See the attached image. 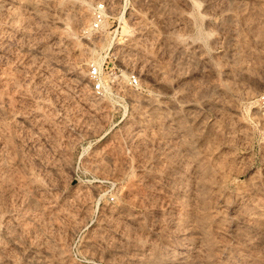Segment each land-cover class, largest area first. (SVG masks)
Here are the masks:
<instances>
[{
	"label": "rangeland",
	"instance_id": "374dc122",
	"mask_svg": "<svg viewBox=\"0 0 264 264\" xmlns=\"http://www.w3.org/2000/svg\"><path fill=\"white\" fill-rule=\"evenodd\" d=\"M187 1L192 27L179 29V37L198 41L210 68L199 74L200 66L184 64L182 72L194 76L166 93L151 77L160 72L176 83L159 56L173 16L152 0H46L34 13L0 6V264H36L41 251L48 264H183L181 254L201 264H264V205L250 208L254 199L264 204V118L253 115L264 107V0L249 1L239 19L233 16V26L241 23L234 31L240 52L231 65L222 56L226 40L212 42L223 16L203 15L201 0ZM129 73L137 76L134 84ZM144 96L161 112H148ZM186 107L198 116L189 118ZM183 125L200 132L187 137ZM203 177L205 185L197 186ZM252 183L261 192L244 196ZM191 225L208 240L193 241ZM236 227L254 234L252 244L238 239ZM155 253L159 261L151 260Z\"/></svg>",
	"mask_w": 264,
	"mask_h": 264
},
{
	"label": "bare ground",
	"instance_id": "6f19581e",
	"mask_svg": "<svg viewBox=\"0 0 264 264\" xmlns=\"http://www.w3.org/2000/svg\"><path fill=\"white\" fill-rule=\"evenodd\" d=\"M45 1L46 0H40V3H37L36 1H30V0H0V6H3L2 8H4V6H5V8H7V7H11V6H16L17 8L19 7V6H22V7H24L26 10H29L30 12H32V13H34V12H37L38 10H39V7L40 6H42L44 3H45ZM140 2H141V0H139ZM149 1V0H148ZM154 3H155V5L157 4V6L159 7L160 6V9H164V10H167L166 11V13H170L171 14V16H173L172 18H173V23H172V25H171V23H170V25H171V32H167L166 34H164L162 37H163V40H162V38H161V40H162V43H160V44H163V46H161L162 47V52L161 53H159V56H160V59H162V65L164 66V69L166 70V73L168 72V73H170L171 75H172V77L173 76H175L174 78V80H176V81H174V82H176L174 85H173V83L171 82V81H169V80H171L170 78H169V80H166L165 79V77L164 78H161V73L160 72H158V73H155L152 77H151V83H152V85L154 84V85H156L155 87H160L161 88V90L160 91H162L163 93H166V92H169L170 90H172L174 87H179L180 85H181V83H183L184 82V80L186 79V80H188V77H190L191 75H193L194 76V74L195 73H189V74H184L183 72H182V70H181V68L183 67V65L184 64H186V63H188V64H190V63H192L193 65L192 66H195L196 67V65H198V66H200V67H198L196 70L198 71H200V72H198L199 74H201L202 72H204V70L203 69H205L206 67L207 68H210L209 66V62H211V61H209L208 62V59H209V57H206L205 55H204V51H203V49H202V47H201V45H200V43H198V41L196 42V41H193V40H189V39H187V40H182L179 36H180V34H179V29L180 30H183L184 32L185 31H188V30H190V28L192 27L191 26V18H190V16L189 15H185L184 14V8L186 7V5L188 4V1L187 0H152ZM250 1V2H249ZM252 1L253 0H201V4H202V8H201V12H202V14L203 15H208V14H211V13H218L219 15H221V16H223V18L222 19H220V23L217 25L218 27H217V30H216V37L213 39V43H215L216 44V42L217 43H219L221 40L223 41V40H226V50L224 51L225 53H224V55H222L223 56V58H224V60H225V63L227 62V61H230V60H232L233 59V57H234V54H236L237 53V51H238V48L236 47V45H235V35L236 34H239L240 32H236L235 31V29H236V25H240V24H235L234 26L231 24V22L233 21V16H234V18H238V17H236V16H239V15H242V12L244 11V9H246V7H247V3L249 2L250 3V5L252 6L253 4H255L254 2H253V4H251L252 3ZM257 1V0H256ZM260 2H262V0H260ZM150 3V2H149ZM257 3V2H256ZM263 3V2H262ZM154 5V4H153ZM256 5V4H255ZM4 8V9H5ZM15 8V7H14ZM99 9L101 10V11H103V12H105V10H104V8L100 5L99 6ZM159 9V10H160ZM252 10L254 9V7H252L251 8ZM257 9V8H256ZM41 10V9H40ZM41 12V11H40ZM163 12V11H162ZM165 13V12H164ZM166 13H165V15H166ZM168 13V14H169ZM167 14V15H168ZM249 14V13H248ZM257 14V13H256ZM84 16V15H83ZM169 16V15H168ZM239 19V18H238ZM241 19V18H240ZM242 19H244V18H242ZM244 21V20H243ZM165 22V21H164ZM172 22V21H171ZM245 22V21H244ZM247 22V21H246ZM168 23H169V21H168ZM233 23V22H232ZM250 23V22H249ZM166 24V23H165ZM193 24V23H192ZM242 24H244V23H242ZM170 25H168V26H170ZM210 25V24H209ZM207 26V25H206ZM237 26V27H238ZM170 28V27H169ZM224 28H226V35L224 36V34H222L223 33V30H224ZM240 28V27H239ZM152 29V28H151ZM254 29V28H253ZM255 30V29H254ZM162 31V30H161ZM168 31H170V30H168ZM234 31H235V33H234ZM183 32V33H184ZM244 35V34H243ZM237 36V35H236ZM223 37V38H222ZM212 45H214V44H212ZM159 47V46H158ZM215 51V50H214ZM238 52H240V50L238 51ZM160 54H162V55H160ZM216 55H218V54H216ZM215 55V56H216ZM158 56V57H159ZM156 57V56H155ZM213 58V57H212ZM210 60V59H209ZM212 60V59H211ZM234 60V59H233ZM228 64H229V62H227ZM227 63H226V65H227ZM194 64H196V65H194ZM212 64V63H211ZM232 64H234V62H232ZM212 65H214V64H212ZM229 65H231V64H229ZM228 65V66H229ZM185 67V66H184ZM184 67H183V69H184ZM163 69V68H162ZM163 69V70H164ZM229 69V68H228ZM165 70L163 71L164 73H165ZM193 70H195V69H193ZM206 70V69H205ZM187 71V70H186ZM216 71V70H215ZM227 71V67H225V69H224V72L225 73H229L228 71ZM162 72V71H161ZM196 72V71H195ZM209 72V71H208ZM164 73H162V74H164ZM165 73V74H166ZM203 74V73H202ZM170 75V76H171ZM242 75V74H241ZM166 76V75H165ZM200 76V75H199ZM198 76V77H199ZM192 77V76H191ZM196 77V76H195ZM194 77V78H195ZM197 77V78H198ZM200 78V77H199ZM190 80L192 79V78H189ZM196 80V79H195ZM153 85V86H154ZM185 85V84H184ZM182 87H184L183 86V84H182ZM215 87H213V89H214ZM213 89H209L211 92H213L214 90ZM177 90V89H176ZM180 90V89H179ZM219 91V90H218ZM221 91V90H220ZM215 92H217V91H215ZM162 93V94H163ZM181 93V92H180ZM226 92H224L223 94H225ZM222 93L220 94V95H223ZM180 95V94H179ZM219 95V94H218ZM218 95H216V96H218ZM219 95V96H220ZM145 97V96H144ZM182 97H183V95H182ZM224 97V96H223ZM146 98V97H145ZM217 98H219V97H217ZM221 98V97H220ZM164 99V98H163ZM221 99H223V98H221ZM167 100H168V98H167ZM215 100V99H214ZM218 100V99H217ZM152 101V100H151ZM149 99H145L144 100V102H145V105H147V108H149L148 109V112H149V110H150V107H151V109L153 108L154 110H156L157 112H158V110L160 109V107L159 106H157V107H159V109L156 107V106H153V101L151 102ZM163 101V100H162ZM219 101H220V99H219ZM224 101V100H223ZM222 101V102H223ZM164 102V101H163ZM210 102V101H209ZM214 102V101H213ZM169 103V102H168ZM173 103V102H172ZM211 104H212V102H210ZM216 103H218L216 100H215V103H214V105L216 104ZM157 104V103H156ZM156 104H154V105H156ZM221 104V103H220ZM220 104H218V105H220ZM223 104V103H222ZM191 105V104H190ZM189 105V107H191ZM144 106V105H143ZM165 106V105H164ZM172 107H174V108H176L175 107V105L173 106V105H171ZM216 106V105H215ZM163 106H162V104H161V108H162ZM189 107H186L185 108V111L186 110H188L187 108H189ZM219 107V106H218ZM146 108V107H145ZM155 108H157V109H155ZM170 108V107H169ZM179 108V107H178ZM152 109V110H153ZM190 109V108H189ZM193 109V108H192ZM151 110V111H152ZM153 110V111H154ZM161 110V109H160ZM163 110H165V109H163ZM174 110V109H173ZM173 110H171V111H173ZM177 110V109H176ZM200 110V109H199ZM156 111H154V112H156ZM175 111V110H174ZM179 111V110H178ZM190 111H192V113H190V114H193V115H191V116H189V118L190 117H192V116H196L197 114H198V111H197V109H193V110H191L190 109ZM193 111H195V112H197V114L195 115L194 114V112ZM156 112V113H157ZM159 112H161V111H159ZM158 112V113H159ZM176 112V111H175ZM153 113V112H152ZM155 113V114H156ZM169 113V112H168ZM180 114V113H179ZM189 113H188V115H190ZM148 115V114H147ZM160 117H161V115L160 114H158ZM157 114H156V117L158 116ZM167 114L165 113V116H166ZM186 115V114H185ZM253 115L255 116H257V117H261V119L262 118H264V107H255V108H253ZM158 116V117H159ZM175 116V117H174ZM181 116V115H180ZM198 116V115H197ZM154 117H155V115H154ZM162 117H164V116H162ZM162 117H161V119H162ZM173 117L174 118H176V113H175V115H173ZM149 118H153V116L152 117H150L149 116ZM148 118V119H149ZM189 118H186L188 121H189ZM164 119V118H163ZM169 119V118H168ZM171 119V118H170ZM173 119V118H172ZM183 119V118H182ZM193 119H196V117L195 118H191V120L193 121ZM201 119H203L204 120V118H201ZM201 119L200 120H198L197 119V121L198 122H202L201 121ZM166 120H167V117H166ZM147 121V120H146ZM176 121V120H175ZM179 121V120H178ZM197 121H196V123H197ZM164 122V121H163ZM190 122V121H189ZM150 123V122H149ZM188 123V122H187ZM161 124V123H160ZM177 124H178V126H177V128L179 127V126H181L182 124H180V123H178L177 122ZM162 125V124H161ZM175 125V124H174ZM185 125H186V122H185ZM190 125V124H189ZM188 125V126H189ZM193 125V124H192ZM188 126H185V127H188ZM191 126V125H190ZM194 126V125H193ZM197 126V125H196ZM165 127V126H164ZM169 127V126H168ZM198 127V126H197ZM203 127H204V124H203ZM176 128V129H177ZM180 128V127H179ZM178 128V129H179ZM182 128H184V125H183V127ZM181 128V129H182ZM196 128V127H195ZM199 128V127H198ZM202 128V127H201ZM200 128V129H201ZM205 128V127H204ZM185 129L186 128H184V130H182V131H184V132H186V133H184V132H182V133H184V134H186L187 135V137H188V135H190V134H188L189 133V131H191V130H189L188 131V133H187V131H185ZM192 130H195V129H192ZM145 131V130H144ZM172 131V130H171ZM170 131V132H171ZM174 131V130H173ZM172 131V132H173ZM198 131H199V129H198ZM198 131H191V133H193V132H198ZM200 132V131H199ZM175 133V132H174ZM179 133V132H178ZM195 134V133H194ZM177 135V134H176ZM178 135H180V133L178 134ZM178 135H177V137H178ZM185 135V136H186ZM141 136V135H140ZM181 135H180V140L182 141V139H181ZM186 137V138H187ZM190 137V136H189ZM165 138V137H164ZM196 138H198L197 136H196ZM200 138V137H199ZM189 139V138H188ZM187 139V140H188ZM169 140H171V141H173L174 139L173 138H169ZM186 140V141H187ZM191 140H193V139H191ZM190 140V141H191ZM198 140V139H197ZM184 141V140H183ZM195 141V140H194ZM177 142V141H176ZM188 143H189V140L187 141ZM192 142V141H191ZM169 143V142H168ZM180 143V142H179ZM182 143V142H181ZM175 144V143H174ZM193 144V143H192ZM186 147V146H185ZM164 148V147H163ZM183 148V147H182ZM178 149H179V147H178ZM177 149V150H178ZM184 149V148H183ZM187 149V148H186ZM164 150V149H163ZM192 150V149H191ZM174 151H176V150H174ZM189 151V150H188ZM162 152V151H161ZM195 152H197V151H195ZM177 153V152H176ZM179 153V152H178ZM182 153V152H181ZM163 154H164V152H163ZM162 154V155H163ZM191 154H192V152H191ZM160 155V154H159ZM167 155V154H166ZM186 155H188L187 153H186ZM161 156V155H160ZM190 156V155H189ZM184 158V157H183ZM189 158V157H188ZM195 159V158H194ZM200 160V159H199ZM195 161V160H194ZM190 162V161H189ZM199 162V161H198ZM192 165V164H191ZM196 165H198L197 163H196ZM204 167H205V165H203ZM196 167H198V166H195V168ZM212 167V166H211ZM146 168V167H145ZM153 168V167H152ZM199 168V167H198ZM203 168V167H202ZM201 169V168H200ZM207 169V168H206ZM214 169V168H213ZM144 170V169H143ZM142 170V171H143ZM199 169H196V172L198 171ZM203 170V169H202ZM215 170V169H214ZM213 170V171H214ZM200 171V170H199ZM180 172V171H179ZM196 172H195V174H196ZM204 172V171H203ZM198 173V172H197ZM200 173V172H199ZM198 173V174H199ZM144 174V173H143ZM151 174V173H150ZM149 174V175H150ZM198 174H196V175H194V176H197ZM202 174V173H201ZM200 174V175H201ZM149 175H147V176H149ZM176 175V174H175ZM184 175V174H183ZM205 175H209V174H205ZM199 176V175H198ZM143 177V176H142ZM200 177V176H199ZM198 177V178H199ZM206 177V176H205ZM205 177H203V178H201V182H203L202 180L203 179H205ZM176 178V177H175ZM180 178V177H179ZM182 178V177H181ZM143 179V178H142ZM183 179V178H182ZM181 179V180H182ZM193 179H195L196 180V178H193ZM210 179V178H209ZM206 180V179H205ZM141 181V180H140ZM175 181V180H174ZM178 181V180H177ZM194 181V180H193ZM200 181V180H199ZM225 181V180H224ZM197 182V181H196ZM196 182H193V183H196ZM199 183V185L197 184V186H200V184L201 185H203L204 184V182L203 183ZM208 182V181H207ZM211 184L212 183H215L214 181L213 182H210ZM210 183H206V185H210L211 186V184ZM220 183V182H219ZM196 184L194 185L193 184V186H196ZM218 184V183H217ZM205 185V184H204ZM213 185V184H212ZM220 185L222 186L223 184H221L220 183ZM217 187H218V185H216ZM226 186V185H225ZM262 186H264V185H262ZM211 187H214V185L213 186H211ZM211 187H209L208 188V186H206V189H209V190H207V191H209V192H207L208 194L209 193H211L210 191H214V190H210V189H212ZM217 187H215V189L217 188ZM223 187V186H222ZM200 188V187H199ZM219 188V187H218ZM217 188V189H218ZM241 188V187H240ZM195 188H193V190H194ZM217 189H216V191H217ZM239 188H237V190H238ZM243 189V188H242ZM261 189H263L264 190V187H262ZM260 189V187L258 186V185H256V184H254V183H252V184H250V185H248L247 186V188L246 189H243L242 190V194L244 195V194H247V193H260L261 190ZM191 190H192V188H191ZM196 190V189H195ZM195 190H194V192H195ZM203 190V189H202ZM205 190V189H204ZM219 191H220V188H219ZM222 191V190H221ZM224 191V190H223ZM193 192V193H194ZM234 192H235V189H234ZM238 192V194L239 193H241L240 192V190L239 191H237ZM237 192H236V194H237ZM204 193H206V192H204ZM214 193V192H213ZM262 193H263V191H262ZM197 194V193H196ZM195 194V196H193V197H196L197 195ZM200 194V193H199ZM207 194V195H208ZM193 195V194H192ZM248 195H250V194H248ZM247 195V196H248ZM255 195H257V194H255ZM190 196H191V194H190ZM220 196L222 197V195L220 194ZM234 196V195H233ZM245 196V195H244ZM244 196L242 197V196H237V197H240V200H241V198H244ZM258 196H259V194H258ZM257 196V197H258ZM198 197V196H197ZM219 197V196H218ZM228 197L229 196H227L225 199L227 200V202L229 201L228 200ZM231 197V196H230ZM252 198H253V195L251 196ZM251 197H247L248 199H251L252 200V198ZM256 197V198H257ZM262 197V196H261ZM260 197V198H261ZM263 197H264V195H263ZM262 197V198H263ZM191 198V200H193V198H192V196L190 197ZM261 198V199H262ZM196 199H198L199 201H200V199L199 198H196ZM206 199H208V198H206ZM233 199V198H232ZM231 199V200H232ZM234 199H235V197H234ZM237 199V198H236ZM247 199V200H248ZM198 200H196V201H198ZM221 200V199H220ZM219 200V201H220ZM237 200H239V199H237ZM236 200V201H237ZM240 200H239V202H240ZM245 200V199H244ZM243 199H242V201H244ZM259 200V199H258ZM258 200H256V199H254V200H252L253 202H251V207L250 208H252V207H259V205H264V204H262L261 202H259ZM264 200V199H263ZM194 201H195V199H194ZM209 201V200H208ZM212 202V201H211ZM226 202V201H225ZM190 203V202H189ZM205 203V202H204ZM221 203H223V201L221 202ZM195 203L193 202L191 205H194ZM203 204V203H202ZM219 204V203H218ZM243 204H245V203H243ZM179 205V204H178ZM198 205V204H197ZM225 205H227V204H225ZM224 205V206H225ZM248 205V204H247ZM190 206V205H189ZM196 206V205H195ZM200 206V205H199ZM199 206H196V207H194V208H196L197 210L198 209H200V208H198ZM246 206V205H245ZM220 207H222V206H219V208H217L216 206H215V209L217 208V209H219V210H221V208ZM203 209H205L204 208V206L202 207ZM210 208H212V207H210ZM235 208V207H234ZM240 208V207H239ZM246 208V207H245ZM245 208H243V209H245ZM261 208H263L264 209V207H261ZM189 209V207L187 208V210ZM190 209H191V207H190ZM195 209V210H196ZM213 209H214V207H213ZM233 209V208H232ZM231 209V210H232ZM236 209H237V207H236ZM236 209H234V211H236ZM247 209H249V207H247ZM247 209H245V210H242V212L243 213H250ZM196 210V211H197ZM211 210V209H210ZM228 210V209H227ZM257 210H259V209H257ZM261 210V209H260ZM180 211V210H179ZM198 211H200V210H198ZM204 211H207V210H204ZM208 211H209V209H208ZM241 211V210H240ZM248 211V212H247ZM262 211H264V210H262ZM193 212V211H192ZM217 212V211H216ZM215 212V213H216ZM222 212H224V211H222ZM189 213V212H188ZM187 213V214H188ZM195 214H196V212H194ZM214 212H212V213H210V215H212ZM214 213V214H215ZM230 213V212H229ZM259 213H262V212H259ZM264 213V212H263ZM181 214V213H180ZM186 214V213H185ZM186 214V215H187ZM199 214V213H198ZM198 214L197 215H195V216H198ZM201 214V213H200ZM199 214V215H200ZM213 214V215H214ZM217 214H218V212H217ZM234 214V213H233ZM232 213L230 214L231 216H234ZM237 214L238 215H241V214H239L238 213V211H237ZM253 214V213H252ZM207 215V214H206ZM219 215V214H218ZM238 215H236V216H238ZM178 216V215H177ZM182 216V215H181ZM228 216V215H227ZM242 216H243V214H242ZM240 217L241 219H243L244 220V217ZM251 216V213L249 214V216H247V217H250ZM128 217V216H127ZM130 217V216H129ZM186 217V216H185ZM192 217H194V216H192ZM204 217H205V215H204ZM212 217H215V216H212ZM216 217H217V215H216ZM215 217V218H216ZM219 217H221V216H219ZM222 217H224V216H222ZM239 217V216H238ZM124 218H125V216H124ZM207 218H209V217H207ZM246 218V217H245ZM251 218L253 219V220H255V219H258L259 217H257L256 215H252L251 216ZM138 219V218H137ZM204 219H206V217L204 218ZM211 219V218H210ZM214 219V218H213ZM229 219V218H228ZM231 219V218H230ZM247 219H250V218H247ZM252 219H250V221L252 220ZM127 221H129V219L127 218L126 219ZM132 220V219H131ZM130 220V221H131ZM138 220H140V219H138ZM174 220V219H173ZM193 221H195L194 220V218L192 219ZM208 219H206V221H207ZM212 220V219H211ZM186 221V220H185ZM184 221V222H185ZM190 221V220H189ZM193 221H191V222H193ZM196 221H197V219H196ZM194 222L195 223V225L197 224V222ZM220 221V220H219ZM242 221V220H241ZM240 221V222H241ZM244 221H248V220H244ZM257 221V220H256ZM263 221V220H262ZM134 222V221H133ZM221 222V221H220ZM239 222V223H240ZM243 222V221H242ZM241 222V223H242ZM252 222V221H251ZM251 222H249L250 224H251ZM136 224H137V221L135 222ZM134 223V225H136ZM141 223V222H140ZM186 224H187V221L185 222ZM184 223V224H185ZM234 223H236V221L234 222ZM245 223V222H244ZM139 224V223H138ZM177 224V223H176ZM184 224H183V226H184ZM186 224H185V228L187 227L186 226ZM200 224H202V223H200ZM199 223L197 224V225H200ZM212 224V223H211ZM221 224V223H220ZM222 224L224 225V223L222 222ZM227 224V223H226ZM249 224V225H250ZM178 225V224H177ZM188 225V224H187ZM194 225V224H193ZM196 225V226H197ZM212 225H215V224H212ZM235 225V224H234ZM245 225H246V223H245ZM174 226H175V224H174ZM195 226V227H196ZM203 226V225H202ZM204 226H206V225H204ZM203 226V227H204ZM210 226V225H209ZM216 226H217V224L215 225V226H213V228L215 227L216 228ZM237 226H239V225H237ZM241 226V225H240ZM239 226V227H240ZM264 226V225H263ZM176 227V226H175ZM192 227V225L190 226V228L189 229H192L191 228ZM208 227V226H207ZM207 227H205V228H207ZM218 227H221L220 225H218ZM217 227V228H218ZM233 227V226H232ZM242 227V226H241ZM245 228H246V230H247V226H244ZM250 227V226H249ZM252 227V226H251ZM178 228V227H177ZM181 229H182V225H181V227H180ZM198 228V227H197ZM200 228H201V226H200ZM204 228V229H205ZM210 228H211V226H210ZM222 228V227H221ZM229 228V227H228ZM237 228V234H239L240 233V231H239V229H238V227H236ZM253 228V227H252ZM219 229V228H218ZM243 229V228H242ZM250 229V228H249ZM254 229H255V226H254ZM257 229V228H256ZM206 230V229H205ZM204 230V231H205ZM217 230V229H216ZM215 230V231H216ZM227 230V229H226ZM231 230V229H230ZM234 230H236V229H234ZM263 230V229H262ZM165 231V230H164ZM190 231V233H191V235L190 236H192L191 237V239L193 240V241H207L208 240V238H207V236L205 237L204 236V234H203V230L201 231L200 229H195V228H193L192 230H189ZM209 231V230H208ZM214 231V232H215ZM250 231V230H249ZM249 231H247V232H249ZM252 231V230H251ZM217 232V231H216ZM231 232H233V231H231ZM247 232H244V231H242L241 233H240V237L241 238H238L239 240L240 239H242V241H243V243L244 244H252V242H253V235L252 236H250V234L248 235V233ZM254 232V231H253ZM155 233V232H154ZM189 233V234H190ZM130 234V233H129ZM230 234V233H229ZM255 234H256V232H255ZM259 234V233H258ZM181 235V234H180ZM208 235V234H207ZM214 235H215V233H214ZM213 235V236H214ZM232 235V234H231ZM216 236V235H215ZM239 236V235H238ZM262 236H264V233H262ZM217 237V236H216ZM215 237V238H216ZM9 238V241L11 242V243H13V240L10 238V237H8ZM180 238H182V236L181 237H179V239ZM186 238V237H185ZM233 238V237H232ZM257 238V237H256ZM263 238V237H262ZM187 239V238H186ZM259 239V238H258ZM264 239V238H263ZM220 240V239H219ZM223 240V239H222ZM261 240V239H260ZM121 241V240H120ZM126 241V240H125ZM165 241V240H164ZM163 242V241H162ZM187 242H188V240H187ZM186 242V243H187ZM219 242V241H218ZM124 243V242H123ZM127 243V242H126ZM151 243V242H150ZM160 243V242H159ZM166 243V242H165ZM167 243H169V242H167ZM179 243H181V242H179ZM200 243V242H199ZM198 243V244H199ZM214 243V242H213ZM215 243H217V241H215ZM261 243V242H260ZM133 244V243H132ZM161 244H163V243H161ZM160 244V245H161ZM183 244H185V243H183ZM182 244V245H183ZM195 244V243H194ZM201 244V243H200ZM203 244V243H202ZM218 244V243H217ZM262 244H263V242H262ZM261 244V245H262ZM118 245H120V244H118L117 243V246ZM140 245V244H139ZM160 245H157V246H159L160 247ZM186 245V244H185ZM185 245H183L184 247H186ZM188 245H191V243L190 244H188ZM149 246V245H148ZM169 246H171V245H169ZM200 246H204V245H200ZM218 246V245H217ZM216 246V247H217ZM257 246V245H256ZM258 246H259V241H258ZM131 247H135V249H137L138 248V246L136 247V245L135 246H131ZM142 247V246H141ZM162 247V246H161ZM160 247V249L162 250V248ZM177 247V246H176ZM183 247V248H184ZM192 247H194L193 245H192ZM201 247V248H202ZM216 247H214V248H216ZM219 247H224L225 248V246H219ZM253 247V246H252ZM251 247V248H252ZM120 248L121 247H119L118 249L120 250ZM146 248V247H145ZM147 248H149V247H147ZM172 248V247H171ZM174 248V247H173ZM188 248V247H187ZM197 249H198V247H196ZM204 248V247H203ZM238 248H241L242 250H243V248L242 247H238ZM36 249V248H35ZM112 249H114V248H112ZM134 249V250H135ZM150 249L152 250V248L150 247ZM160 249H159V251H160ZM164 249V248H163ZM166 249H168L167 247H166ZM170 249V248H169ZM185 249V248H184ZM191 249V248H190ZM230 249V248H229ZM118 250V251H119ZM132 250V249H131ZM139 253L140 252H142L141 251V249L139 248ZM145 250V249H144ZM150 250V251H151ZM172 250V249H171ZM174 250V249H173ZM189 250V249H188ZM203 250V249H202ZM207 250V249H206ZM218 250V249H217ZM114 251V250H113ZM121 251V250H120ZM137 251V250H136ZM146 251V250H145ZM176 251V250H175ZM181 251V250H180ZM216 251V250H215ZM215 251H214V253H215ZM220 251V250H219ZM219 251H218V253H219ZM223 251V250H222ZM222 251H220V252H222ZM249 251V250H248ZM148 253H149V251H147ZM152 252V251H151ZM157 252V251H156ZM161 252V251H160ZM165 251H162L161 253H164ZM168 252H169V250H168ZM187 252V251H186ZM198 252H199V250H198ZM197 252V253H198ZM217 252V251H216ZM237 252V251H236ZM32 253H34L35 254V252H31V254ZM115 253V252H114ZM117 253V252H116ZM115 253V254H116ZM121 254H122V252H120ZM119 252H118V254H120ZM148 253H146V254H148ZM160 253V254H161ZM167 253V252H166ZM171 253V252H170ZM177 253H178V251H177ZM194 253H195V250H194ZM239 253V252H238ZM34 254H32V255H34ZM129 254V253H128ZM127 254V255H128ZM133 254H134V252H133ZM136 254H138V253H135L133 256H136ZM141 254V253H140ZM168 254V253H167ZM200 254V253H199ZM199 254H197V256L199 255ZM217 254V253H216ZM225 254V253H224ZM233 254H235V253H233ZM243 254V253H242ZM114 255V254H113ZM126 255V256H127ZM130 255H132L131 253H130ZM158 254L157 253H155V254H153L150 258H151V260L152 261H159V257L157 256ZM201 255V254H200ZM200 255H199V257H200ZM218 255H220V254H218ZM241 255V254H240ZM253 255V254H252ZM108 256V255H107ZM116 256V255H115ZM138 256V255H137ZM188 256V255H187ZM203 256V255H202ZM236 256H239L238 254L236 255ZM243 256V255H242ZM110 257V256H109ZM112 257V256H111ZM232 257V256H231ZM33 258V257H32ZM211 258V257H210ZM34 259V258H33ZM139 259V258H138ZM233 259V258H232ZM134 260H135V258H134ZM167 260V259H166ZM189 260V258L187 259L186 257H184L183 256V254H181L180 256H178V261H177V263H180V262H183V264H186V261H188ZM251 260V259H250ZM249 260V261H250ZM127 261H129V259L127 260ZM148 261V260H147ZM169 261V260H168ZM213 261V260H212ZM236 261V260H235ZM34 262H36V264H48V259H47V256H46V252L45 251H41V255H39V257H38V255L36 256V258H35V261ZM132 262H133V260H132ZM135 262V261H134ZM133 262V263H134ZM185 262V263H184ZM201 262H203L202 260H200L199 258L197 259V257H195V259L193 258V259H190L189 260V264H201ZM242 262V261H241ZM125 263V262H124ZM122 264V263H121ZM144 264H146V263H144ZM147 264H149V263H147ZM151 264H153V263H151ZM250 264V263H249ZM253 264V263H252Z\"/></svg>",
	"mask_w": 264,
	"mask_h": 264
},
{
	"label": "built area",
	"instance_id": "2783aa9c",
	"mask_svg": "<svg viewBox=\"0 0 264 264\" xmlns=\"http://www.w3.org/2000/svg\"><path fill=\"white\" fill-rule=\"evenodd\" d=\"M88 74L92 78V80H91L92 89H94V90L99 89L100 88V82H99V80H98V78L96 76L97 75L96 67L95 66L90 67L88 69ZM127 80H128L129 83L134 84L136 82V80H137L136 74L129 73L127 75ZM261 104L264 105V100L261 101Z\"/></svg>",
	"mask_w": 264,
	"mask_h": 264
}]
</instances>
